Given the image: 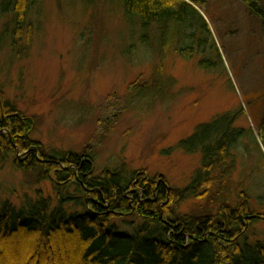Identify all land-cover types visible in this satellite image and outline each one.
Segmentation results:
<instances>
[{"label":"rangeland","instance_id":"obj_1","mask_svg":"<svg viewBox=\"0 0 264 264\" xmlns=\"http://www.w3.org/2000/svg\"><path fill=\"white\" fill-rule=\"evenodd\" d=\"M197 8L211 34H203L204 52L188 48L185 54L181 49L191 44L181 34L143 30L126 17L122 0H44L33 11L29 46L24 39L12 46L3 34L8 18L0 15V89L36 118L33 136L44 150L90 149L97 173L120 170L129 179L144 171L178 188L188 186L202 164L201 152L188 153L178 143L200 124L229 114L245 131L232 149V181L264 217L258 129L264 120V21L245 0H206ZM212 48L217 52H208ZM201 60L210 67L200 66ZM53 186L15 169L12 159L0 161V208L5 201L17 208L34 202L39 190L55 198ZM209 207L191 199L177 211ZM247 234L250 242H264V219Z\"/></svg>","mask_w":264,"mask_h":264},{"label":"trees","instance_id":"obj_2","mask_svg":"<svg viewBox=\"0 0 264 264\" xmlns=\"http://www.w3.org/2000/svg\"><path fill=\"white\" fill-rule=\"evenodd\" d=\"M43 1L0 0V15L8 18L3 34L13 47L23 39L27 46L32 43L33 11ZM122 2L126 17L143 30L181 34L191 44L181 53L205 51L203 34L211 31L197 6H206V0ZM245 3L264 21L263 0ZM183 27L193 31L186 34ZM200 66L210 64L201 60ZM234 120L218 116L178 143L188 153L202 154L190 184L178 188L163 175L144 171L129 179L120 170L97 173L90 149L57 155L44 150L33 136L36 118L18 110L0 89V161L12 159L15 169L51 181L55 191L53 198L39 190L34 202L20 208L3 203L0 264H264V242H250L247 236L251 224L264 217L256 214L248 192L237 194L232 181V149L245 134ZM258 129L264 147V120ZM191 199L210 207L179 213L177 207ZM214 214L222 223L213 224Z\"/></svg>","mask_w":264,"mask_h":264},{"label":"water","instance_id":"obj_3","mask_svg":"<svg viewBox=\"0 0 264 264\" xmlns=\"http://www.w3.org/2000/svg\"><path fill=\"white\" fill-rule=\"evenodd\" d=\"M215 223H222V220L220 218H216L214 221H213V224Z\"/></svg>","mask_w":264,"mask_h":264}]
</instances>
